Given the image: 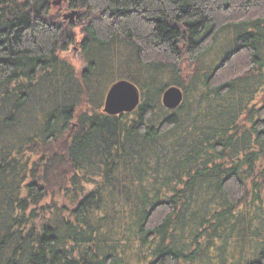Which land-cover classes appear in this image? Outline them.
<instances>
[{"label": "trees", "instance_id": "16d2710c", "mask_svg": "<svg viewBox=\"0 0 264 264\" xmlns=\"http://www.w3.org/2000/svg\"><path fill=\"white\" fill-rule=\"evenodd\" d=\"M53 1L0 0V264H264V0Z\"/></svg>", "mask_w": 264, "mask_h": 264}, {"label": "rangeland", "instance_id": "374dc122", "mask_svg": "<svg viewBox=\"0 0 264 264\" xmlns=\"http://www.w3.org/2000/svg\"><path fill=\"white\" fill-rule=\"evenodd\" d=\"M76 19H74V23ZM76 34H77V42L81 40L82 36L80 34V32H78V30H75ZM230 33L228 34L227 31L222 30L220 31V33L217 34L216 39H215V43L213 44V46L211 47L210 51L208 53H206L205 55L199 57V61L197 62L198 65V69L201 72H205L208 69H210V67L213 64H216L219 61V58L221 57V55L226 52L227 50L231 49L230 46L232 44V36H229ZM77 44L75 45L76 48ZM74 48V49H75ZM73 48H70L66 53H64L65 57L67 58L68 62L74 67V69L78 72H81L82 70H84L87 66L85 65L84 60L82 59V55L79 53L78 49L74 50ZM188 64V65H187ZM191 63H184L183 64V70H187V72H189ZM187 75V73L181 74L180 76L174 77L172 75L169 74L165 75L162 78V81H164L165 83H174L175 81L179 80V81H184L185 80V76ZM263 76V75H262ZM262 79V77H260ZM184 79V80H183ZM263 80V79H262ZM101 88L105 91L106 89V93L109 89L110 86V80L107 79H102L101 80ZM264 81V80H263ZM187 84V83H186ZM189 84V83H188ZM187 84V85H188ZM103 91V92H104ZM186 94H187V100H192L193 98V92L194 90H192V86L191 87H187L186 89ZM263 96L260 95L258 97V101L260 100L259 98ZM239 250L237 247H234L233 245L230 246V248H227L225 252H221L220 253V257L219 259L216 260L217 263H223V264H229L230 260L233 259L234 257L237 256ZM212 264H216V263H212Z\"/></svg>", "mask_w": 264, "mask_h": 264}, {"label": "water", "instance_id": "95a60500", "mask_svg": "<svg viewBox=\"0 0 264 264\" xmlns=\"http://www.w3.org/2000/svg\"><path fill=\"white\" fill-rule=\"evenodd\" d=\"M61 2L62 0H54L52 4L57 6L61 5ZM78 14L79 12L77 10H73L65 13L62 20L74 22L73 20ZM160 96L162 106L168 110L177 109L184 99L182 89L175 85L167 86ZM105 98L106 100L102 110L109 115H116L124 111L132 112L141 101L138 87L125 79L110 84Z\"/></svg>", "mask_w": 264, "mask_h": 264}, {"label": "flooded vegetation", "instance_id": "af4514ba", "mask_svg": "<svg viewBox=\"0 0 264 264\" xmlns=\"http://www.w3.org/2000/svg\"><path fill=\"white\" fill-rule=\"evenodd\" d=\"M75 50H77V48H75Z\"/></svg>", "mask_w": 264, "mask_h": 264}]
</instances>
